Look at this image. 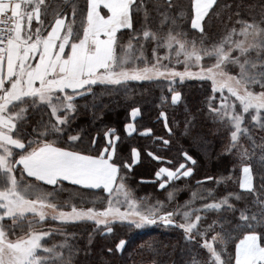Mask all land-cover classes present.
I'll return each instance as SVG.
<instances>
[{
  "label": "snow or ice",
  "instance_id": "1",
  "mask_svg": "<svg viewBox=\"0 0 264 264\" xmlns=\"http://www.w3.org/2000/svg\"><path fill=\"white\" fill-rule=\"evenodd\" d=\"M218 4L219 0L187 4L163 0L155 5L161 27L154 30L146 0H84L79 6L73 2L71 19L66 18V9L46 0H0V264H74L77 250L67 240L45 243L55 231L43 227L49 218L92 222L89 245L96 232L105 236L117 227L131 231L161 224L181 230L193 245L185 264H264V136L257 143L252 134V128L264 132V0L248 5L258 10L259 18L238 20V30L226 29L209 43L212 18L220 15ZM185 22H190L198 40L188 39ZM188 80L203 81L210 89L203 102L206 115L228 130V142L218 157L233 156L232 169L239 172L238 177L232 171L208 175L196 183L233 182L240 191L216 198L215 189H208L207 197L197 189L183 205L170 210L165 200L149 202L128 185L141 153L133 147L131 162H121V136L115 128L103 133V143L98 134L88 138L83 129H69L78 110L77 98L95 97L96 87L123 91L130 99V82L167 81L171 106H176L183 97L174 85ZM159 99L157 106L163 109L168 97L161 92ZM141 113L139 106L130 108L131 122L123 126L127 136L137 132L135 120ZM37 114L39 119L33 121ZM158 119L172 133L167 111L160 110ZM195 120V114L188 116L184 135L198 143L203 137L194 133ZM150 133L145 128L140 135ZM65 135L67 146H62L59 142ZM179 155L182 159L175 167H159L150 181L166 192L168 202L183 190H167L169 186L191 179L198 163L187 149ZM148 156L163 159L151 151ZM65 182L76 186L74 194L102 191L105 195L88 207L77 206L71 198L61 203L60 194L69 191ZM195 199L207 202L192 208ZM233 201L244 203L237 207ZM213 211L216 218L205 224L206 214ZM126 244L119 239L104 251L122 253ZM196 249L203 250L205 257Z\"/></svg>",
  "mask_w": 264,
  "mask_h": 264
},
{
  "label": "trees",
  "instance_id": "2",
  "mask_svg": "<svg viewBox=\"0 0 264 264\" xmlns=\"http://www.w3.org/2000/svg\"><path fill=\"white\" fill-rule=\"evenodd\" d=\"M53 7L59 6L61 10L66 9V18L71 19V5L73 2L77 5H83L84 0H68L65 5L64 0H46ZM163 0H146L147 10L150 13V27L152 29L160 28V16L155 8L157 3H162ZM182 4H187L188 0H179ZM259 0H219L217 11L220 15L213 16L212 26L208 33V42L211 43L217 40L226 29L237 27V21L241 19L251 20L253 16L259 18L258 10H253L248 5L258 3ZM228 5L229 7H224ZM239 13V15H237ZM143 14H140L138 19H141ZM49 18H46V20ZM79 19V17H78ZM190 22H185L183 30L188 33V39L195 38L198 40L199 35L195 34L189 27ZM140 26L139 24L137 25ZM207 28V23H206ZM167 28L163 29L166 33ZM163 34V33H162ZM123 41H127V35L123 36ZM151 42L147 45L146 54L151 57ZM182 70V66H181ZM177 90L182 92L183 100L176 106H171L170 93L168 92V82H130L129 88L130 99L125 96L123 91L119 92H104L100 87L94 90L96 96L85 95L83 98H77V112L73 115L70 131L75 132L83 129L85 137L97 135L101 143H103V133L108 128H115L121 136V142L118 145V154L121 162L125 160L131 162V149L133 147L141 153V158L137 164L133 165L130 172V177L127 181L128 185L134 190L138 197H147L149 202L154 203L156 199L165 200L169 205V209L183 205L185 201L190 199L192 191L200 189L202 195L207 197L208 189H215L214 196L219 198L226 192L240 191L238 185L229 182L226 186L221 184L217 186L214 182L204 181L202 185H197L196 181L203 180L205 176H218L221 173L228 175L229 171L233 172L234 177H238L239 172L232 169L234 158L231 155L219 156L223 146L228 142V130L218 123H213L210 116L206 115L207 109L203 103L205 100V92L210 91L206 88V84L199 80H188L183 84L177 82L174 85ZM161 92L168 97L165 107L159 108ZM218 95V94H217ZM132 106H139L142 109L141 116L137 117L135 123L137 132L132 136H127L123 131L125 123L130 121L129 112ZM187 108V111H185ZM167 111L169 124L172 128V133H169L163 125V121L158 119L159 111ZM199 110V111H198ZM190 114L196 115L194 133L202 135L203 140L198 143L193 142L190 136L184 135L185 121ZM39 119V115L32 117L35 121ZM250 121V117L248 118ZM246 126L251 127V123H246ZM151 129V133L147 136L140 135L145 129ZM30 131V129H29ZM252 134L256 137L257 143L260 142V137L264 136L259 128H252ZM51 138V137H50ZM66 135L60 140L62 146H67L64 141ZM164 140H168L169 144L165 145ZM241 143L248 146L246 139L241 140ZM182 149H187L189 153L197 159L198 163L194 175L191 179L176 181L171 184L167 190L173 188H182L175 199L171 202L166 200V192L158 189L156 183H152L155 179L154 173L159 167H175L180 161L179 152ZM151 151L155 155L162 157V160H153L148 156ZM207 152V155H205ZM171 160L173 163L169 164ZM148 181V182H142ZM257 185L259 178L257 177ZM50 187V186H45ZM64 187L69 191L60 194V202L71 198L72 203L79 206L81 203L85 207L93 206L91 203L96 197H103L105 194L102 191H83L79 194H74L72 191L76 186L65 183ZM247 199H251L248 197ZM207 200L195 199L191 204L192 208H199L200 205ZM237 207H242L244 201H233ZM95 206L101 207L97 203ZM65 210H69L65 206ZM184 210V209H182ZM224 215H230L225 212ZM217 213L215 211L206 214L205 224L210 223L215 219ZM180 219L179 216L176 217ZM54 229L50 238H45V243L48 246L60 244L67 240V243L72 245L74 250H77L74 264H104V260L110 264H185L186 260H190L189 249L193 247L183 237L181 230L174 227H164L161 224L149 226L144 229L131 231L117 227L112 235L102 236L100 232H96L93 236L91 245L88 243L89 234L93 231L95 225L92 222H68L61 223L51 220L50 218L43 225L44 229ZM46 229V230H47ZM14 238V237H12ZM119 239L127 241L126 248L122 253L108 255L104 249L106 247H114ZM90 251L91 255L86 256L85 252ZM199 251L200 257H205L203 250ZM103 257V260H102Z\"/></svg>",
  "mask_w": 264,
  "mask_h": 264
},
{
  "label": "rangeland",
  "instance_id": "3",
  "mask_svg": "<svg viewBox=\"0 0 264 264\" xmlns=\"http://www.w3.org/2000/svg\"><path fill=\"white\" fill-rule=\"evenodd\" d=\"M104 205H101V207H103ZM46 228L45 229H47V226H45Z\"/></svg>",
  "mask_w": 264,
  "mask_h": 264
},
{
  "label": "crops",
  "instance_id": "4",
  "mask_svg": "<svg viewBox=\"0 0 264 264\" xmlns=\"http://www.w3.org/2000/svg\"><path fill=\"white\" fill-rule=\"evenodd\" d=\"M106 11V10H105ZM129 122H131V121H129ZM65 183H67V182H65Z\"/></svg>",
  "mask_w": 264,
  "mask_h": 264
}]
</instances>
